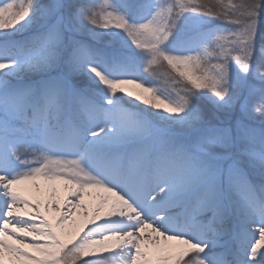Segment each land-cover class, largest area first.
<instances>
[{"label": "rangeland", "instance_id": "374dc122", "mask_svg": "<svg viewBox=\"0 0 264 264\" xmlns=\"http://www.w3.org/2000/svg\"><path fill=\"white\" fill-rule=\"evenodd\" d=\"M89 1L101 3L104 8L99 25L96 24L98 28L121 33L132 45V51L163 48L188 69L215 58L213 43L205 36L191 39L190 43L196 44L194 48H187V43H174L175 40L184 42L187 38L184 37L185 32L200 30L212 23L216 18L211 15L183 13L181 19L171 17L166 9L169 0ZM43 2L0 0V30H3L2 17L18 9L16 31L19 37H27L35 31L37 14L45 7L41 4ZM51 3L48 16L39 28L40 34L24 40L18 49L12 42L0 43V72L7 76L4 80L0 75V146L7 151L5 156L0 157V166L5 171L19 174L28 164L54 154L44 143L50 134L60 129V126L56 127L57 121L53 120L54 115L60 113L61 119L69 120L67 125L75 132L74 142L79 149L102 150L104 155L106 151L101 142L107 130H122L136 139L131 152L136 157L148 159L151 170L161 174L162 177L152 180L155 188L158 184L186 182V179L196 177L206 191L217 195L219 203L233 202L237 219L244 220V214L249 213L256 220L255 224H259L257 229L264 230V154L246 148L228 152L229 148L235 147L230 135L217 138L223 153L211 154L204 139L191 140L182 129L166 128L144 113L117 106L108 92L97 91L95 95H88L79 90L66 76L73 70L97 76L108 86L134 89L145 98L151 94L136 72L115 65L110 67L105 63L108 56L103 59L94 57L90 42H97L98 37L93 28L86 27L79 6L74 5L75 9L66 11L65 0H51ZM257 25L247 27L246 35H255ZM173 46L179 48H170ZM45 66L62 74L38 80L27 77L32 70ZM255 74L257 78L264 79L259 71ZM223 82L226 81L223 79ZM224 92L228 94L224 100L232 97L229 94L231 87ZM156 104L162 112L176 117L179 114L176 106L166 98L159 97ZM38 110L45 114V126L42 119L36 118ZM261 117V123H264V110ZM167 142L176 145V153L171 155V149H162ZM252 176L262 180L260 188L255 185ZM222 207L215 209V213L219 211L218 219L227 218L228 212L221 213ZM196 215L191 213V222L198 221ZM213 217L214 213L204 215L203 219L212 221ZM195 245L202 248L185 252L177 260L178 264H203L205 260L212 264H264V251L250 245H239L232 235L224 232H220L216 240L211 238L202 245ZM76 252L74 248L66 251L59 264L76 261ZM80 263L98 264L94 258H84Z\"/></svg>", "mask_w": 264, "mask_h": 264}, {"label": "bare ground", "instance_id": "6f19581e", "mask_svg": "<svg viewBox=\"0 0 264 264\" xmlns=\"http://www.w3.org/2000/svg\"><path fill=\"white\" fill-rule=\"evenodd\" d=\"M36 118L47 124L43 112ZM53 120L60 129L44 146L54 154L19 174L0 166V264H59L71 248L78 259L67 264L84 258L98 264H178L182 254L202 248L195 243L216 240L220 232L264 251V230L251 214L237 219L233 202L219 203L196 177L155 188L153 178L162 176L131 152L134 137L107 130L103 155L79 149L60 113ZM6 152L0 146V157ZM221 205L226 219L215 213ZM213 213L212 221L203 219Z\"/></svg>", "mask_w": 264, "mask_h": 264}, {"label": "trees", "instance_id": "16d2710c", "mask_svg": "<svg viewBox=\"0 0 264 264\" xmlns=\"http://www.w3.org/2000/svg\"><path fill=\"white\" fill-rule=\"evenodd\" d=\"M43 1L41 4L45 7L37 14L35 31L27 37H19L16 31L19 10L14 9L5 14L1 19L3 30H0V43L9 41L18 49L24 40L40 34L39 28L52 6L51 0ZM74 5L81 8L86 27L93 28L98 37L97 42H90L94 57L103 59L108 56L105 63L110 67L115 65L136 72L151 94L145 98L134 89L108 86L97 76L73 70L66 76L79 90L88 95H95L97 91L108 92L117 106L144 113L153 122L166 128L182 129L191 140L204 139L206 149L211 154L223 153L217 138L226 135L232 136L235 142V147L229 148L228 152L246 148L264 154V123H261L264 79L257 78L255 74V71H259L264 76V0H169L166 9L171 17L178 16L181 19L180 15L184 13L216 18L200 30L185 32L184 37L187 38L184 42L174 41L175 44L187 43V48H194L196 44L190 43L191 39L205 36L213 43L214 60L192 69L180 65L163 48L135 52L121 33L99 29L96 24L99 25L104 10L101 3L65 0L66 11L75 9ZM132 12L130 14L133 15ZM256 24L255 35L247 36V27ZM60 74L55 68L45 66L32 70L27 77L38 80ZM2 76L6 80L7 76ZM228 87L232 88V92H229L232 97L224 100V96L228 95L224 91ZM159 97L166 98L176 106L179 110L177 117L159 110L156 104ZM165 148L171 149V155L177 151L172 142L163 145L162 149ZM253 182L258 188L263 185L262 180L253 178Z\"/></svg>", "mask_w": 264, "mask_h": 264}]
</instances>
